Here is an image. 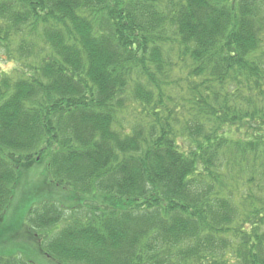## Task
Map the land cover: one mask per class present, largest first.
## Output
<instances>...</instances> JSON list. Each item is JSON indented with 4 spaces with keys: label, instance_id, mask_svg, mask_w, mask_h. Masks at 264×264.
Returning <instances> with one entry per match:
<instances>
[{
    "label": "trees",
    "instance_id": "1",
    "mask_svg": "<svg viewBox=\"0 0 264 264\" xmlns=\"http://www.w3.org/2000/svg\"><path fill=\"white\" fill-rule=\"evenodd\" d=\"M0 59V216L45 146L79 194L51 260L264 264V0H0Z\"/></svg>",
    "mask_w": 264,
    "mask_h": 264
},
{
    "label": "rangeland",
    "instance_id": "2",
    "mask_svg": "<svg viewBox=\"0 0 264 264\" xmlns=\"http://www.w3.org/2000/svg\"><path fill=\"white\" fill-rule=\"evenodd\" d=\"M13 66V62L0 59V71H10ZM177 140L180 142L179 138ZM187 145H189L188 142ZM56 149L55 145L53 147L45 146L41 150V155L16 167L17 177L11 187L14 195L13 201L6 213L0 216V251L21 248L38 264H58L48 257L40 245L43 244L42 238L47 232L54 233L65 222L59 223L56 227H48L51 230L38 229L34 226L29 227L25 222L27 214L33 213L37 206L48 199H54L69 206L71 209L68 214L72 213L76 203L79 202H77L78 193L73 192L72 197L71 188L60 187L51 180L49 159Z\"/></svg>",
    "mask_w": 264,
    "mask_h": 264
}]
</instances>
